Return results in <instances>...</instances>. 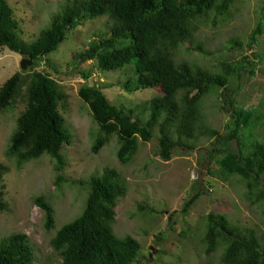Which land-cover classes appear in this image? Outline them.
<instances>
[{
	"label": "trees",
	"instance_id": "obj_1",
	"mask_svg": "<svg viewBox=\"0 0 264 264\" xmlns=\"http://www.w3.org/2000/svg\"><path fill=\"white\" fill-rule=\"evenodd\" d=\"M235 0H67L63 9L51 15L49 24L31 42L19 39L18 22L7 0H0V47L25 55L33 62L28 70L14 73L0 87V111L10 110L26 86L25 109L16 119L6 155L22 164L48 155L55 172L64 168L61 150L70 143L71 135L59 112L64 94L48 74L36 71L47 55L55 51L70 30L85 20L106 16L105 31L89 43L88 49L74 56V60H95L100 71L124 72L120 84L128 92L159 88L160 94L148 102L145 121L132 108L117 107L106 98L102 86L83 84L78 91L88 105L98 134L92 151L117 138V158L129 163L136 154L140 141L148 142L156 129L159 135L158 155L171 158L176 148L192 149L189 139H196L197 131L211 138L209 156L215 159L218 176L226 179L237 176L243 183L244 197L251 204H264V136L258 128L264 124V110L243 108L228 99L231 107L229 120L220 132L202 122L203 99L217 93L223 101L230 80L240 78L243 62L251 64L247 56L242 62L227 59L219 62L217 71L176 61V52L183 47L208 54L201 43L194 42L198 24L211 20L217 24L226 18ZM264 11V0L259 12ZM259 21L248 35L247 46L253 49L257 37L263 33ZM231 45L242 46L240 38ZM257 57V54H253ZM248 73L254 74V70ZM25 74V76H24ZM85 77V76H84ZM143 108V107H142ZM138 109V108H137ZM142 110V111H141ZM258 131V132H257ZM235 142L236 148L231 143ZM0 163V182L6 172ZM67 179L58 174L56 186ZM87 191L82 212L63 224L50 240L61 264H141L140 243L130 235L118 237L113 231L115 205L126 192L121 175L113 169L88 179L71 180ZM195 193L182 212L198 198ZM34 202L44 212L47 230L54 227V209L45 196ZM7 205L1 200L0 211ZM152 212L154 209L148 208ZM202 237L206 253L222 248L219 264H264V245L251 228L231 225L223 214L208 213ZM0 264H35V251L25 234L15 233L0 240Z\"/></svg>",
	"mask_w": 264,
	"mask_h": 264
},
{
	"label": "rangeland",
	"instance_id": "obj_2",
	"mask_svg": "<svg viewBox=\"0 0 264 264\" xmlns=\"http://www.w3.org/2000/svg\"><path fill=\"white\" fill-rule=\"evenodd\" d=\"M66 1L7 0L18 22L19 39L33 41ZM261 6L262 0H235L227 12L231 10V15L219 18L216 25L211 20L198 24L193 40L201 43L208 54L187 53L181 47L175 55L176 61L186 60L215 71L219 62L226 59L236 63L247 56L252 62V65L243 62L240 78H232L227 91L221 89L226 94V102L217 93L203 99V124L220 132L230 118L228 99L243 108L264 110V11L259 12ZM259 21L263 33L257 37L253 49H249L248 35ZM106 22V16L81 22L35 67L36 71L53 78L64 94L58 109L71 140L61 150L65 161L61 172L54 171L53 160L48 155L20 167L13 157L6 155L16 119L26 106L25 85L20 88L13 107L0 111V163L7 168L0 182L1 200L7 205L6 210L0 211V240L15 233L25 234L34 248L35 264H61L50 240L63 224L82 212L87 195L83 186L71 180L88 179L105 169H113L121 175L126 188L114 208L113 231L118 237L130 235L140 243L141 264H219L222 248L208 254L202 241L204 217L210 212L223 214L231 225L253 229L264 245V204H251L244 197V186L237 176L226 179L218 176L215 159L209 156L211 138L199 131L195 133L196 139L188 140L192 149L176 148L168 160L158 155L156 129L152 139L140 141L129 163L123 164L117 158L119 144L115 136L98 153H93L91 148L99 130L88 105L78 95L83 84L102 86L111 104L132 108L134 115L142 109L139 118L143 121L149 113V100L160 94L159 88L128 92L120 85L125 80L124 72L100 71L93 59L74 60V56L88 49L89 43L106 30ZM235 38L243 42L241 47L231 45ZM23 59L29 60V57L0 47V87L14 73L33 66L32 62L22 69ZM249 70H254V74L248 73ZM258 131L264 136V124ZM231 145L236 148L235 142ZM58 174L67 179L60 187L55 183ZM197 192L198 198L183 213L184 205ZM39 195L45 196L54 209V227L49 230L45 227L43 210L34 202ZM148 208L154 211L148 212Z\"/></svg>",
	"mask_w": 264,
	"mask_h": 264
},
{
	"label": "water",
	"instance_id": "obj_3",
	"mask_svg": "<svg viewBox=\"0 0 264 264\" xmlns=\"http://www.w3.org/2000/svg\"><path fill=\"white\" fill-rule=\"evenodd\" d=\"M32 61L29 59H23L21 61V68L22 69H26L28 65H31ZM151 250H153V248L151 247ZM150 257H151V254H150Z\"/></svg>",
	"mask_w": 264,
	"mask_h": 264
}]
</instances>
